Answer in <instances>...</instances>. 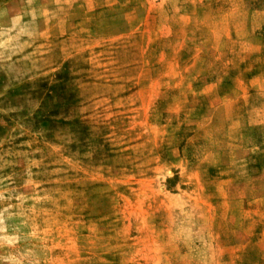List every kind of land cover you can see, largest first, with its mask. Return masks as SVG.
Returning a JSON list of instances; mask_svg holds the SVG:
<instances>
[{
  "label": "rangeland",
  "instance_id": "1",
  "mask_svg": "<svg viewBox=\"0 0 264 264\" xmlns=\"http://www.w3.org/2000/svg\"><path fill=\"white\" fill-rule=\"evenodd\" d=\"M0 264H264V0H0Z\"/></svg>",
  "mask_w": 264,
  "mask_h": 264
}]
</instances>
